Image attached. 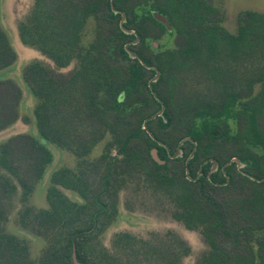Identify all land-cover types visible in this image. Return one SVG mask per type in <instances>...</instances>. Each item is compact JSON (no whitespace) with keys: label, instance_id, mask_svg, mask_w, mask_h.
<instances>
[{"label":"trees","instance_id":"1","mask_svg":"<svg viewBox=\"0 0 264 264\" xmlns=\"http://www.w3.org/2000/svg\"><path fill=\"white\" fill-rule=\"evenodd\" d=\"M111 5L125 13L123 26L132 34L118 26L110 0H34L17 24L22 45L55 68L33 60L22 71L35 100L37 137L20 134L0 143V264H73V252L82 264L152 257L149 243L128 234L114 237L111 248L101 240L116 219V188L132 181L166 201L173 220L200 233L208 251L194 264H264V13L241 14L229 33L208 0ZM150 5L167 16L170 32L148 19L167 41L175 36L172 46L146 43L138 22ZM91 20L93 38L85 44ZM15 61L0 27V71ZM21 98L15 82L0 78V132L17 121ZM100 144L101 154L89 160ZM48 145L74 155L77 169L54 172L48 208L33 211L29 197L53 160ZM153 149L163 164L152 158ZM17 186L20 227L44 242L35 259L25 240L5 230V204ZM58 187L82 201L67 199ZM176 247L169 245L157 262L179 264L186 251Z\"/></svg>","mask_w":264,"mask_h":264},{"label":"rangeland","instance_id":"2","mask_svg":"<svg viewBox=\"0 0 264 264\" xmlns=\"http://www.w3.org/2000/svg\"><path fill=\"white\" fill-rule=\"evenodd\" d=\"M34 0H0V27L7 35L11 47L16 54V61L12 67L0 71L1 79H8L17 84L22 91V98L18 109V119L14 125L0 132V143L7 139L20 135H32L37 137L34 125L33 108L35 100L28 92L22 80L23 68L33 60H39L50 68H55L54 63L38 51L28 48L19 40L17 24L22 20L31 8ZM217 7L224 16L223 26L229 33H235L238 18L246 12L264 13V0H208ZM94 22L89 21L84 43L88 44L93 38ZM165 38L160 44L167 43L172 46L175 43L173 37L169 41ZM73 64L61 73L67 74ZM53 160L46 169L43 179L34 187L26 206L33 211L48 208L47 190L50 185L51 175L63 169L76 170L77 159L70 152L60 150L48 145ZM103 145H98L90 154L89 160L96 159L102 152ZM115 154V151L112 152ZM62 194L71 201L81 202L78 195L70 190L58 187ZM115 206L117 215L115 221L107 227L102 235V243L111 248L112 240L117 235L128 234L140 242L149 243L155 251L152 257L144 259L130 257L124 264H159L156 259L159 254L166 255L168 246L175 244L181 246L178 251L185 249L186 253L179 256V264H194L195 261L208 251V246L197 231L186 229L181 223L171 217V208L164 200L154 197L149 191L142 189L137 182H125L117 187ZM21 189L17 186L16 195L10 198V203L5 201L6 221L5 230L27 242L30 256L35 259L44 247V242L29 234L20 227L19 213L23 208L20 202Z\"/></svg>","mask_w":264,"mask_h":264},{"label":"water","instance_id":"3","mask_svg":"<svg viewBox=\"0 0 264 264\" xmlns=\"http://www.w3.org/2000/svg\"><path fill=\"white\" fill-rule=\"evenodd\" d=\"M110 1L112 2V0H110ZM113 11H114V12H117V11L114 10V9H113ZM153 17H154L155 20H157L158 22L164 24V25L166 26V28L169 29V26H168L167 20H166V18H165L163 15H161V14H159V13H154V14H153ZM123 23H124V14L121 13L120 29H121L124 33H126V34H132L133 31H131V30H129V29H126V28L123 26ZM128 54H129V56H130L131 58H136V59H138V57H137L133 52L128 51ZM138 60H139V62H140L143 66H145L146 68H148V69L151 68V67H149V66L144 65L140 59H138ZM157 77H158V72L156 73V76H155L153 79H151V80L149 81V88H150V89H151V83L154 82V81L156 80ZM163 109H164V108H163V106H162V107H161V110H160L158 113H156L155 115L151 116L150 119H154L155 117L160 116L161 113H162V111H163ZM145 123H146V121L144 122V127H143L144 129H146V125H145ZM148 133H149V131H148ZM182 142H183V141H181V142L179 143V146L182 144ZM159 145H162V143H159ZM179 146H178V147H179ZM179 155H180V153L177 152L175 155L172 156V158L178 157ZM151 156H152V158H153L156 162H158L159 164H163V163H164L163 161L159 160V158L157 157V154H156V150H155V149H153V150L151 151ZM232 161L236 162V163H237V167L240 168V164L238 163V160H237V159H232L231 162H232ZM211 162H212V169H211V171H215V169H216V167H217V164H216V162H215L214 160H211ZM72 262H73V264H82V263L78 262V260L76 259V256H75V253H74V252L72 253Z\"/></svg>","mask_w":264,"mask_h":264},{"label":"flooded vegetation","instance_id":"4","mask_svg":"<svg viewBox=\"0 0 264 264\" xmlns=\"http://www.w3.org/2000/svg\"><path fill=\"white\" fill-rule=\"evenodd\" d=\"M152 5H153V4H152ZM110 6H111L110 8H111L112 12H113L114 14H118V15L120 16V17H119V22H118V26L120 27L121 13L124 14V22H125V20H126V15H125V13H124L122 10H119V9L113 7V6L111 5V1H110ZM113 9L116 10L117 12H114ZM143 10H144V9H143ZM144 13H146V12H144ZM154 13H160V12H159V11H156V10H154V9H152V8H151V5H150V7L148 6V13H146V15H145L146 19H144V20H142V21H140V22H138V23H139V24H140V23L143 24V25H144V28L146 29V32H145L146 43H148L149 45H152V46H154L155 48H157L158 44L161 43V41H163L166 37H164L165 35L163 36V33L160 31L161 29H160L159 27L153 25V24L150 22V20L148 19V16L151 15V16L153 17V14H154ZM164 17H165L166 20H167V23H168L169 29H167L166 26H165L164 24L161 23V25H162V26H163L168 32H170V31H171V27H170V24H169V22H168L167 16L164 15ZM153 18H154V17H153ZM126 29H127V28H126ZM171 37H173V38L175 39V36H171ZM153 38H156V39H159V40L156 41V40L153 39ZM138 42H139V38L136 37L135 40L131 41L130 43H131L132 45H135V44H138ZM127 45H128V44H127ZM136 56H137V55H136ZM137 57H138V56H137ZM138 59H139V57H138Z\"/></svg>","mask_w":264,"mask_h":264}]
</instances>
